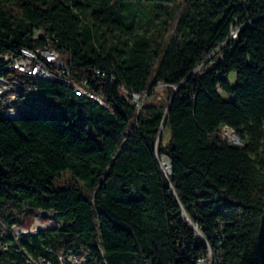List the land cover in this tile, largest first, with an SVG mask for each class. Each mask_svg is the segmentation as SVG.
<instances>
[{
	"label": "trees",
	"instance_id": "1",
	"mask_svg": "<svg viewBox=\"0 0 264 264\" xmlns=\"http://www.w3.org/2000/svg\"><path fill=\"white\" fill-rule=\"evenodd\" d=\"M13 1L0 0V54L52 45L73 65L68 85L15 74L36 88L21 89L19 103L43 95L51 114H0V218L21 225L35 210L59 223L22 246L52 261L89 247L81 264H198L209 248L213 264H262L264 0H19L17 12ZM145 4L159 16L181 7L168 40L150 32L151 13L144 28ZM244 23L221 59L196 71ZM39 29L47 37H35ZM121 83L151 96L163 83L170 99L179 85L167 143H157L167 107L139 108ZM226 127L242 143L223 140ZM171 158L163 172L160 160ZM19 258L0 251V264Z\"/></svg>",
	"mask_w": 264,
	"mask_h": 264
},
{
	"label": "built area",
	"instance_id": "2",
	"mask_svg": "<svg viewBox=\"0 0 264 264\" xmlns=\"http://www.w3.org/2000/svg\"><path fill=\"white\" fill-rule=\"evenodd\" d=\"M237 20L238 19H235V21ZM247 23L239 26H233L230 36L221 46L230 41L236 42L238 40L240 30L246 26ZM35 37L44 38L47 37V35L43 30L39 29L36 31ZM12 62L23 63L26 66H30L32 69H41V76L36 77L54 81L53 72L62 71L65 72L66 75H69V81H73L71 78V70L73 65L70 57L68 55L63 56L60 51L52 45L37 47L34 49L20 47L16 51L0 54V63H3V70H0V84L5 83V81L10 78H16L15 73L10 71V63ZM5 71H8V74H2ZM96 74L103 75V72L100 69H97ZM104 76H106V74H104ZM112 78L113 80L117 79L114 76ZM65 84L68 85V83ZM17 87L31 92L36 90L35 87L22 83L18 78ZM119 90L124 98L129 99L133 103H135V100H138L143 95L140 93L131 92L123 83L120 84ZM4 106H14V112H18V103H16L14 98L9 95L7 97H0V114L8 117L10 113H4ZM39 212L43 214L52 213L45 211ZM58 224L59 223H51L40 228L37 227L31 230L29 229L28 231H21V228L18 231L16 229L20 225L16 223L9 225L0 218V251H14L19 253V264H81L89 255V247L82 246L78 250L68 249L67 251H61L57 254V261H52L43 255H35L33 252L22 246L21 239L23 237H27L38 232L39 230L45 231L51 228H57ZM48 250L52 251L51 249ZM213 257V252L209 248V255L207 257L201 258L198 264H213Z\"/></svg>",
	"mask_w": 264,
	"mask_h": 264
},
{
	"label": "rangeland",
	"instance_id": "3",
	"mask_svg": "<svg viewBox=\"0 0 264 264\" xmlns=\"http://www.w3.org/2000/svg\"><path fill=\"white\" fill-rule=\"evenodd\" d=\"M18 1L19 0H15L9 4V7L13 8L15 12L18 11ZM179 2L183 6L186 5V0H179ZM145 6H146L145 9L142 12H140V15H139L142 17V20L144 22L142 23L144 28H146V26H148L149 24L146 16L150 15L151 13L153 14L152 16L153 22L149 27L151 33L158 34L159 36L162 35V39L166 41L177 32V26H178V21H179L178 17H179L181 7H176L175 5H171V6L169 5V8L162 15L159 16L157 14L156 7H154L151 4H145ZM223 46L220 45L218 48H216L205 59L204 63L200 64L197 67L196 71L203 72L205 69H207L208 67H211L214 63L219 61L222 57ZM228 80L230 81L231 84H235L237 81V78L235 75H230L228 76ZM170 95H171V92L168 89V87L165 84L160 83L155 89L154 95L151 96L145 93L138 100H135V99L133 100L136 101L135 103L136 105H138L139 108L143 106H148V105L167 107L170 101ZM42 97H43V100H42ZM51 103L52 101L46 99L43 95H41L40 99H36L32 95H28V96L21 98L20 104H18L17 106V110L20 116L31 115L32 114L31 111L33 109L41 111L42 114H51L50 111H48L47 109H43L44 108L43 105H50ZM87 130L91 135H95L91 127H88ZM159 135L160 137H159V140H157V143L159 144L160 140H162L164 143H167L170 138L169 128L167 126H164L163 131H161L160 129ZM220 137L223 140L230 142V143H239L238 141L233 140V138L228 135L227 127L223 129L222 133L220 134ZM159 155L160 154H158V161L160 157ZM159 163H161L160 166H162L161 168H163L164 171H165V166L169 164V162L162 163L161 160ZM68 179H69V176H65V180L63 184H65L66 183L65 181H67ZM50 218H51V215L49 213L43 214V213H40L39 211L29 210L24 215L23 223L20 226H18L16 230L19 231L21 228H26V230H29V229L31 230V229L37 228L38 225H41V224H42L41 227L47 226L51 224Z\"/></svg>",
	"mask_w": 264,
	"mask_h": 264
},
{
	"label": "bare ground",
	"instance_id": "4",
	"mask_svg": "<svg viewBox=\"0 0 264 264\" xmlns=\"http://www.w3.org/2000/svg\"><path fill=\"white\" fill-rule=\"evenodd\" d=\"M0 70H3V68ZM10 71H12L15 74L17 73V74L24 75V76H41V69H32L30 68V66H26L20 62L10 63ZM53 79L59 80V81H62L68 84H72V82L69 81V75H66V73L62 71H54ZM77 89L81 94L89 95L90 97L103 103V101L99 100L95 95L87 91L85 87L78 86ZM20 90L21 88L17 87V78H10L6 80L5 83L0 84V97H7L9 95L12 98H14L16 103L20 104L19 103V100H20L19 91ZM28 92H31V91H28ZM12 112H14V106H4V113H12ZM227 132H228V135L233 138V140L235 141L239 140L231 129L227 128ZM170 169H171V163L165 166V172L168 173ZM49 214L51 215L52 213H49ZM50 221L51 223H55V221L52 219V215H51ZM41 225H38V228H40ZM21 231H28V230H26V228H22Z\"/></svg>",
	"mask_w": 264,
	"mask_h": 264
},
{
	"label": "water",
	"instance_id": "5",
	"mask_svg": "<svg viewBox=\"0 0 264 264\" xmlns=\"http://www.w3.org/2000/svg\"><path fill=\"white\" fill-rule=\"evenodd\" d=\"M178 88H179V85H177V86L174 87V91H173V93H172V96H171V99H170V101H169V104H168V106H167V108H166L165 115H164V119H163V123H162L161 127L166 126L168 113H169V111H170V107H171V104H172L173 98H174V96H175V94H176ZM20 117H21V116L19 115L18 112H12V113H10L9 116H8V118H10V119H18V118H20ZM160 129H161V128H160ZM229 129H230V128H229ZM159 134H160V132H159ZM158 136H159V135H158ZM236 136H237V135H236ZM157 138H158V137H157ZM237 138L239 139L238 141L240 142V141H241L240 137L237 136ZM161 169H162V168H161ZM162 171H163V170H162ZM172 171H173V163H172V158H171V171H170V173H172ZM163 172H164V171H163ZM165 175H166V174H165ZM166 176H167V175H166ZM188 219H189V218H188ZM193 227H194V229H196L199 233H201L197 226L193 225ZM258 251H259L260 256H261V263L264 264V212H263V215H262L261 226H260V231H259V236H258Z\"/></svg>",
	"mask_w": 264,
	"mask_h": 264
}]
</instances>
